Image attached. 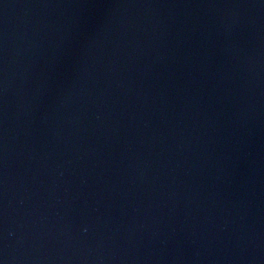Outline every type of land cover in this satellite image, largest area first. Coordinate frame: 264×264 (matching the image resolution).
<instances>
[{
    "label": "water",
    "instance_id": "water-1",
    "mask_svg": "<svg viewBox=\"0 0 264 264\" xmlns=\"http://www.w3.org/2000/svg\"><path fill=\"white\" fill-rule=\"evenodd\" d=\"M0 264H264V0H0Z\"/></svg>",
    "mask_w": 264,
    "mask_h": 264
}]
</instances>
